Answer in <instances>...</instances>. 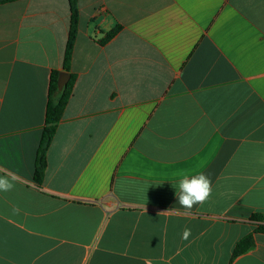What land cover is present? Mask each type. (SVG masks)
I'll use <instances>...</instances> for the list:
<instances>
[{"label": "crops", "instance_id": "1", "mask_svg": "<svg viewBox=\"0 0 264 264\" xmlns=\"http://www.w3.org/2000/svg\"><path fill=\"white\" fill-rule=\"evenodd\" d=\"M79 7L76 81L39 186L70 5H0V178L14 185L0 191V264H264L251 220L264 214V0ZM198 174L212 194L187 211L174 185Z\"/></svg>", "mask_w": 264, "mask_h": 264}, {"label": "trees", "instance_id": "2", "mask_svg": "<svg viewBox=\"0 0 264 264\" xmlns=\"http://www.w3.org/2000/svg\"><path fill=\"white\" fill-rule=\"evenodd\" d=\"M12 1L16 0H0V5ZM68 1L70 5L71 20L69 38L63 62V71H54L50 78L45 128L42 134L35 163L34 180L39 186L43 184L48 165V152L56 136L58 125L63 117L65 108L72 95L73 87L76 81V76L71 72V62L79 32L80 7L79 0ZM119 30L120 27H117L112 32H110L107 37L101 41L102 44H105L111 38H113V36H115ZM251 220L262 223L264 221V214H254ZM254 232L264 234V224H258ZM238 253L239 249L236 251V254Z\"/></svg>", "mask_w": 264, "mask_h": 264}, {"label": "clouds", "instance_id": "3", "mask_svg": "<svg viewBox=\"0 0 264 264\" xmlns=\"http://www.w3.org/2000/svg\"><path fill=\"white\" fill-rule=\"evenodd\" d=\"M14 180L15 177L13 176ZM13 183L7 178H0V191H10ZM176 188V197L178 204L187 211H191L197 204L206 202L212 194V181L205 174L193 176L182 175V178L174 185ZM18 211V210H14ZM191 234V230L184 229L183 238L187 239Z\"/></svg>", "mask_w": 264, "mask_h": 264}]
</instances>
